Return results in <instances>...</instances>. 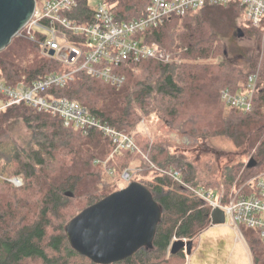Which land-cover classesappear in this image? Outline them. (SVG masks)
Listing matches in <instances>:
<instances>
[{"label":"trees","instance_id":"trees-1","mask_svg":"<svg viewBox=\"0 0 264 264\" xmlns=\"http://www.w3.org/2000/svg\"><path fill=\"white\" fill-rule=\"evenodd\" d=\"M77 2L63 16L79 25L93 23L89 0ZM105 3L114 22L122 24L143 17L150 0ZM238 20L240 33L251 42L241 64L230 61L237 48L227 42ZM66 34L79 44V38ZM142 36L169 55L170 62L126 57L114 68L124 78L118 88L81 70L63 87L47 90L48 96L76 100L102 124L130 136L137 150L113 153L111 141L99 130L65 127L50 112L26 104L0 111V264H94L70 247L64 227L83 209L121 189L126 170L131 182L151 192L162 217L152 250L142 248L113 264H186L183 250L169 254L171 243L192 240L194 248L197 236L211 225V207L191 189H222L225 202L232 188H242L264 173V31L246 22L237 5H228L173 16ZM70 70L23 36L0 52V76L11 86L22 78L30 84ZM253 74L257 82L251 109L225 114L222 92L242 93ZM152 117L162 130L158 136H145L138 126ZM19 124L27 131L21 141L11 134ZM171 134L191 141V150L192 141L223 138L244 150L248 160L228 165L217 179L214 155H207L201 167L195 157L178 152L185 147ZM173 172H179L181 183L170 175ZM17 177L22 179L20 187L9 181ZM240 229L252 263L264 264L257 231Z\"/></svg>","mask_w":264,"mask_h":264},{"label":"built area","instance_id":"built-area-1","mask_svg":"<svg viewBox=\"0 0 264 264\" xmlns=\"http://www.w3.org/2000/svg\"><path fill=\"white\" fill-rule=\"evenodd\" d=\"M77 5V0H49L43 1L40 6L36 1L34 13L18 37L23 36L37 42L44 55L49 56V52L53 51L52 58L71 70L63 74L47 75L30 84H25L24 78L14 86L5 81L0 82V111L26 104L38 112H50L65 127H74L85 132L89 129L99 130L111 141L113 153L120 150L135 151L137 148L130 136L102 124L76 100L48 96L47 90L51 87H63L81 70L92 78H99L118 88L124 78L116 74L114 68L126 57L134 61L156 59L170 62L169 55L157 45L146 43L141 35L159 27L173 16H184L190 10H200L206 6L237 5L246 22L264 31V0H150L143 17L122 24L114 22L105 1H98L93 8L95 20L87 25L76 24L63 16L64 12L73 10ZM67 32L79 38V44L71 43ZM256 82L257 75L253 74L248 78L242 93L232 94L224 90V108L248 112L252 106ZM170 175L181 183L179 172ZM121 176L126 184L131 182L132 175L129 170L124 171ZM9 181L17 187L22 185L20 177ZM191 190L211 207V211L221 209L225 220L229 221L245 243L240 229L243 227L257 231L264 245V173L246 182L225 202L223 193L216 199L212 198L213 189Z\"/></svg>","mask_w":264,"mask_h":264},{"label":"water","instance_id":"water-1","mask_svg":"<svg viewBox=\"0 0 264 264\" xmlns=\"http://www.w3.org/2000/svg\"><path fill=\"white\" fill-rule=\"evenodd\" d=\"M36 0H0V52L18 37L31 19ZM54 55L53 51L49 56ZM254 166L253 160L248 167ZM161 209L151 192L139 182H130L97 203L83 209L64 227L70 247L94 264H113L142 248L152 250ZM211 225L225 223L224 212L213 209ZM193 241L174 240L169 254L183 250L190 256Z\"/></svg>","mask_w":264,"mask_h":264},{"label":"rangeland","instance_id":"rangeland-1","mask_svg":"<svg viewBox=\"0 0 264 264\" xmlns=\"http://www.w3.org/2000/svg\"><path fill=\"white\" fill-rule=\"evenodd\" d=\"M98 1L105 0H89L91 8L96 7ZM42 0H37V4L42 5ZM240 20L237 22V26L227 36V42L232 43L237 48V54L230 55L229 59L235 64H241L243 61V53L245 48L251 44L250 40L243 37L239 31ZM17 38V37H16ZM219 61V60H217ZM216 61V62H217ZM3 78L0 76V82H3ZM229 110L224 108V113L227 114ZM20 126V127H19ZM11 134L19 141L23 139L27 131L19 124ZM162 130L161 122L152 117L138 126V131L142 132L145 136L155 137L160 135ZM170 138L178 145L185 148L178 151L190 159L196 158L199 166H203L206 156L211 154L215 156L216 166L219 170L216 178L219 179L224 168L237 161L245 162L248 160L247 154L244 150H236L231 143L223 138H217L212 140H200L199 142L192 141L195 144L194 150L187 147L191 146V141L187 138L180 139L171 134ZM84 156H90L92 154L82 151ZM122 183L119 187L122 189L125 186L121 176ZM12 183V182H11ZM13 184V183H12ZM13 186H15L13 184ZM17 187V186H15ZM200 188V187H199ZM205 189V188H203ZM240 188H232L230 193L226 196V199L238 192ZM120 190V189H119ZM220 192L213 190L212 198L216 199L221 193L224 195V191ZM80 213V212H79ZM78 213V214H79ZM244 228V227H243ZM245 229V228H244ZM246 241V240H245ZM247 244V242H246ZM248 246V245H247ZM252 256L249 249L246 247L244 241L239 237L238 232L232 227L229 221L226 219L223 225H210L209 228L201 232L195 241L194 248L191 255L187 257L186 264H252Z\"/></svg>","mask_w":264,"mask_h":264},{"label":"crops","instance_id":"crops-1","mask_svg":"<svg viewBox=\"0 0 264 264\" xmlns=\"http://www.w3.org/2000/svg\"><path fill=\"white\" fill-rule=\"evenodd\" d=\"M245 243V242H244ZM245 245H246V247L248 248V246H247V244L245 243ZM249 249V248H248ZM249 252H250V250H249ZM253 264V263H252Z\"/></svg>","mask_w":264,"mask_h":264}]
</instances>
